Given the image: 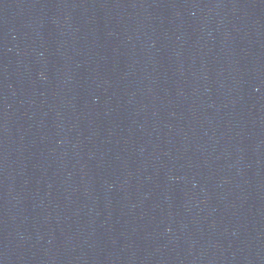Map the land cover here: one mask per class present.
Masks as SVG:
<instances>
[{
  "label": "water",
  "instance_id": "water-1",
  "mask_svg": "<svg viewBox=\"0 0 264 264\" xmlns=\"http://www.w3.org/2000/svg\"><path fill=\"white\" fill-rule=\"evenodd\" d=\"M0 264H264V0H0Z\"/></svg>",
  "mask_w": 264,
  "mask_h": 264
}]
</instances>
